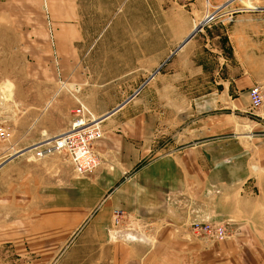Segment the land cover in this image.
Wrapping results in <instances>:
<instances>
[{
    "label": "rangeland",
    "instance_id": "rangeland-1",
    "mask_svg": "<svg viewBox=\"0 0 264 264\" xmlns=\"http://www.w3.org/2000/svg\"><path fill=\"white\" fill-rule=\"evenodd\" d=\"M247 13L262 15L255 18ZM0 15L8 19L11 36L12 54L0 56V61L13 67L9 72L12 84L4 88L9 93L0 91L6 104L29 83L37 88L40 82H54L60 90L71 82L67 88L79 97L86 93L99 109L93 115L102 121L107 109L133 96L135 101L148 102L146 113L155 110L165 123L178 121V133L189 129L180 135L178 146L223 144L227 150L213 156L250 160L251 182L246 189L208 187L204 193L184 198L181 205L186 220L172 235L163 236L160 225H146L123 208L114 209L108 231L115 235L118 246L127 242L124 234L128 233L143 238L146 247L153 244V251L147 254L153 255L150 262L138 264H264V99L259 108L251 107L249 101V87L264 89V0H0ZM209 15L215 18L174 52ZM73 25L82 32L73 33ZM247 29L252 30L251 37L244 39ZM229 32L233 34L230 44ZM27 62L29 69H22L21 64ZM227 65L231 69L240 66L232 74L256 79L247 87L248 102L241 101L240 110L234 112L227 105L224 122V117L209 116V121L201 123L199 114L185 109L190 99L211 91L210 82L224 78L222 69ZM83 101L78 102L89 109ZM1 114L0 125L10 135L0 140V149L13 157L24 146L23 135H12L9 114ZM193 119L189 127L181 126ZM100 135L102 138V129ZM238 144L246 149L241 151ZM95 169L87 174L73 172L85 178L78 197L88 203L87 208L99 203L91 181ZM255 196L261 206L255 204ZM21 200L19 215L5 217L0 211V240L6 242L0 245V261L4 264H137L130 261L126 254L133 253L124 247L112 256L113 243L104 246L94 231L80 232L85 226L40 228L47 213L32 212L31 199ZM17 220L23 229L2 231L6 221ZM193 220L223 224L227 234L222 239L206 238L192 232ZM35 224L38 228L34 229Z\"/></svg>",
    "mask_w": 264,
    "mask_h": 264
},
{
    "label": "crops",
    "instance_id": "crops-1",
    "mask_svg": "<svg viewBox=\"0 0 264 264\" xmlns=\"http://www.w3.org/2000/svg\"><path fill=\"white\" fill-rule=\"evenodd\" d=\"M246 15L259 18L262 14ZM6 23H9L8 19L0 15V56L12 54L8 43L11 38L10 25ZM73 26V33L82 32L77 29V25ZM251 31H244V39L251 37ZM232 36L230 32L227 35L229 44ZM45 49L47 50V47ZM30 66L28 62L21 64L22 69L28 70ZM239 67L234 69L237 71ZM12 68L5 61H0L2 95L9 93H4V88H8V84L12 82L9 79L12 78L9 73ZM234 69L229 65L223 67L224 78L218 77L210 82L211 91L190 99L185 111H192L193 114L195 111V114H199L198 121L201 123L209 121V116L217 120L224 117V122L226 114L223 109L227 105L233 112L234 109L239 111L241 101L248 102L247 87L256 79L250 75L232 74ZM70 84L71 82L65 83V87L59 90L54 82H40L37 88H31L29 83L19 89L18 95H14L13 99L9 98L12 100L7 104L6 96L0 99V124L1 113L9 114V122L6 123L10 126L12 135H23L24 142L23 148L13 157L4 154L3 149H0L1 216L19 215L23 205L20 200L30 198L32 212L47 213V220L38 225L40 228L85 226L80 232L94 231L104 246L108 245L109 241L113 243L112 256L116 257L117 251L123 250L124 247L127 253H133L126 254L131 257L130 261L138 264L147 260L148 263L153 255L147 254H151L154 246L150 243L149 247H146L142 244L145 242L142 241L143 238L131 234L134 239L127 238V242H121L126 246L116 244L115 235L108 231L114 209L123 208L146 225H160L161 235H172L173 230L178 229L186 220L181 205L182 201H185L184 198L200 194L202 190L204 193L208 187L219 189L244 186L242 189H246V184L251 182L250 160L235 157L230 161L227 155L213 156L227 150V146L223 144L178 146L180 135H185L189 129H182L180 133L183 134L178 133V121L170 120V123H165L163 116L158 115L155 110L146 113L147 109H150L148 102L135 101L133 96H127L120 103L121 106L116 104L106 110L109 113L120 106L102 118L103 136L92 144L100 158V165L91 175L96 192L95 199L99 200V203L94 206V202L91 208H87L88 203L78 197L80 188L86 185L85 178L74 175V169L70 168L66 155L52 153L38 158L30 149L38 142L67 131L78 101L84 100L91 111L98 109L88 101L86 93L79 97L71 92L67 88ZM194 121L187 120L181 126L189 127L190 122ZM238 145L241 151L246 149V146ZM261 165L264 167V163ZM75 189L77 193L74 192ZM108 192L110 193L106 199L103 198ZM255 198V204L261 206L258 197ZM249 205L251 206L250 201ZM94 209L96 210L90 216ZM75 210L78 215L73 213ZM10 223L6 221V225H1L2 231H19L24 228L18 220ZM33 228H38L37 224L33 225ZM2 240L0 245L6 243ZM126 255L121 262H126ZM0 262L4 264V261Z\"/></svg>",
    "mask_w": 264,
    "mask_h": 264
},
{
    "label": "built area",
    "instance_id": "built-area-1",
    "mask_svg": "<svg viewBox=\"0 0 264 264\" xmlns=\"http://www.w3.org/2000/svg\"><path fill=\"white\" fill-rule=\"evenodd\" d=\"M214 18L215 15H209L206 22ZM249 88V101L251 102V107L259 108L263 103L264 89L259 85H252ZM97 119L98 118H95L91 109L89 110L84 104L78 102V105L73 111V119L71 120L72 122L69 129L59 135L49 137L37 143L33 146V148H36L34 155L41 158L52 153H64L73 165L76 173H90L91 170L99 165L98 157L90 146L91 142H94L101 136V124ZM9 135L10 132L8 129L0 125V140L4 141V139L9 138ZM190 228L192 232L211 239H222L227 234L223 224L213 225L209 222L201 223L197 220H193ZM130 235V233L124 234L126 239L129 238Z\"/></svg>",
    "mask_w": 264,
    "mask_h": 264
},
{
    "label": "water",
    "instance_id": "water-1",
    "mask_svg": "<svg viewBox=\"0 0 264 264\" xmlns=\"http://www.w3.org/2000/svg\"><path fill=\"white\" fill-rule=\"evenodd\" d=\"M203 22L201 23L200 22V25L199 26H196L192 31H191V33L178 45V47L174 50V52H176V50H178V49H180L181 47H182V45L185 43V42H187L188 41V39L191 37V36H193L196 32H197V30H199V28H201L202 27V25L207 21H205V20H202ZM174 52L172 53V54H174ZM120 106H121V104H120ZM120 106H118V108L120 107ZM118 108H115V109H113L112 111H110L109 113H107V114H110V113H112V112H114V111H116Z\"/></svg>",
    "mask_w": 264,
    "mask_h": 264
},
{
    "label": "bare ground",
    "instance_id": "bare-ground-1",
    "mask_svg": "<svg viewBox=\"0 0 264 264\" xmlns=\"http://www.w3.org/2000/svg\"><path fill=\"white\" fill-rule=\"evenodd\" d=\"M97 120H99V119H97ZM99 122H100V124H101V121H100V120H99ZM101 129H102V128H101ZM35 149H36V148H33L32 151L35 152ZM16 152H18V151H15L14 153H16ZM10 156H12V154H10ZM129 238H130V239H134V236L130 235Z\"/></svg>",
    "mask_w": 264,
    "mask_h": 264
}]
</instances>
